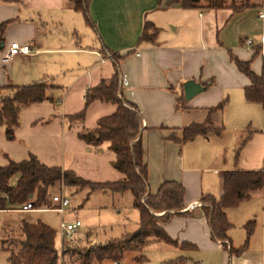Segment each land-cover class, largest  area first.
Wrapping results in <instances>:
<instances>
[{"label": "crops", "instance_id": "crops-1", "mask_svg": "<svg viewBox=\"0 0 264 264\" xmlns=\"http://www.w3.org/2000/svg\"><path fill=\"white\" fill-rule=\"evenodd\" d=\"M170 1L90 0L91 26L73 8L71 0H0V24H5L0 33V87L35 82L65 87L63 115H72L82 110L85 91L114 73L105 48L123 55L119 63L123 95L143 116L141 141L149 190L155 193L165 180L179 182L185 188V209H191L201 203L204 194L220 196L225 171L264 168V109L245 99L244 87L250 81L228 53L250 60L251 69L264 74V42L260 46L264 17H259L264 12V0H249L242 8L226 0L228 5L204 12L166 5ZM146 21L158 30L154 41H139ZM87 28L92 42L82 45V37L89 38ZM247 38L253 40L250 47L246 46ZM12 41L28 44L31 51L16 55L10 62L3 61L2 55ZM17 64L22 65V73H16ZM58 76L62 79L57 80ZM188 79L207 83L208 87L185 100L181 96L183 82ZM225 92L228 96L223 108L208 115V108L223 100ZM234 100L236 110L230 111ZM25 109V120L14 132L21 143L8 141L0 128V165H5L8 158L19 161L34 154L48 166L71 169L93 182L121 177L111 164L113 155L107 145L92 154V147L77 136L82 126L95 128L99 118L112 114L114 103L93 101L83 123L71 126L63 115L45 118L55 113L51 104L33 103ZM207 117L209 126H223L220 135L208 139L199 135L187 142L171 139L172 134L179 136L183 127L202 123ZM240 122L251 125L253 134L237 151L236 137L230 132L238 130ZM227 123L231 124L229 140L224 134ZM201 141H208L207 150ZM205 154L212 159L208 167L198 163L199 156ZM225 214L231 224L233 247L245 243L244 226L254 221L245 248L232 256L230 264H264V188L226 209ZM165 230L178 244L184 241L199 248L222 250L226 264L228 254L211 239L204 217L174 216Z\"/></svg>", "mask_w": 264, "mask_h": 264}, {"label": "trees", "instance_id": "trees-1", "mask_svg": "<svg viewBox=\"0 0 264 264\" xmlns=\"http://www.w3.org/2000/svg\"><path fill=\"white\" fill-rule=\"evenodd\" d=\"M90 0H71L75 10L80 11L85 21L92 26L88 4ZM249 0H244L236 8H242ZM177 4L184 8H220L228 5L226 0H171L166 5ZM165 5V6H166ZM4 23L0 24V33ZM153 29L152 34L147 30ZM157 28L151 22H145L139 41H154ZM230 60L237 69L250 81L244 87V97L248 102L258 103L264 109V74H256L250 66V60H241L228 50ZM104 54L110 56L114 65L111 77L101 79L98 84L88 88L84 94L82 110L72 115H63L69 125L75 122L83 123L88 106L95 100L112 102L115 111L97 120L95 128L84 126L77 132V136L88 147H96L106 143L112 153V166L121 173V177L114 181L93 182L78 176L73 170L60 166H48L41 162L34 154L27 158L14 161L7 159L5 165H0V210L20 209L27 202L36 208L48 204L50 189L56 184L73 187L77 190L86 189V201L89 195L96 191L110 193L128 192L132 195V206L140 213L138 228L110 240L104 244H94L88 248L79 249L77 254L68 248L58 250L55 246V230L43 222L28 223L23 221L15 235L14 247L10 249L8 260L11 264H62L61 257L70 253L67 258L72 264H105L119 261L124 252L140 251L148 240L161 241L174 247H195L189 242H178L165 230V225L174 216L204 217L209 227L210 237L219 242L228 254L227 264L233 255H238L246 246V241L253 231L254 221L245 224L246 241L242 246L233 247L229 236L231 224L225 210L238 206L251 196V193L264 188V168L257 170H227L222 178V192L218 198L204 194L200 198L201 204L191 209H185V188L179 182L163 181L155 193L149 190L147 165L143 159L141 132L143 116L137 106L128 101L123 95L122 73L120 60L123 55L111 52L105 48ZM257 54L255 51L254 55ZM253 55V56H254ZM201 83V82H200ZM208 87L207 83H201ZM52 87L42 82L32 84L9 83L0 87V128H3L8 139H14V132L20 125L21 111L33 103L52 100L47 90ZM183 97V95L181 96ZM184 99V98H183ZM226 99L216 106L208 108V115L223 108ZM210 118L202 123H192L183 127L180 135L170 137L176 142H187L196 136H207L210 133L220 135L223 126H209ZM16 178L13 182L12 179ZM5 238L6 240L8 239ZM4 241V240H3ZM74 253V254H73ZM75 255V256H73ZM143 256H137L142 260ZM184 259L169 261L163 264H183Z\"/></svg>", "mask_w": 264, "mask_h": 264}, {"label": "rangeland", "instance_id": "rangeland-1", "mask_svg": "<svg viewBox=\"0 0 264 264\" xmlns=\"http://www.w3.org/2000/svg\"><path fill=\"white\" fill-rule=\"evenodd\" d=\"M199 1L203 3V0ZM232 1H234L235 4H241L244 2V0ZM205 9L207 10L208 8H200L202 11ZM87 30L89 31L88 28ZM149 30L151 29H148L147 33L152 34L149 33ZM90 34L91 33L89 31V35H86V37L89 36L87 39L80 36L83 41L82 45H85V43L91 45L92 40L90 38L92 37ZM205 36H207L206 32ZM16 68V73H22V65L17 64ZM37 79L39 78L37 77ZM60 79H62V77L58 76L57 80ZM12 82L25 83L15 81ZM28 82L30 81H27L26 83ZM199 93H202V91ZM65 94V87H52L47 90V95L52 97V100H45L41 103L51 104L55 113L53 112L52 114L46 115L45 118L54 119L55 117H62L64 114L62 99ZM231 94L233 93L231 92ZM227 96L228 95L225 92L223 99L227 98ZM235 105L236 103L234 100L230 111L236 110ZM25 110L26 109L24 108L21 111L20 125L25 120ZM254 118H256V116H254L253 119ZM246 123L247 122H240L237 125L238 130H231V132L229 131L231 124H225L226 130L224 131V134H226L227 140L230 138L229 132L233 134V136L235 135V149H237V151H240L245 141L250 139L253 134V128H251V125L248 126ZM252 126H254V124ZM211 136L214 137L218 135L210 133L205 137L208 139ZM7 140L20 142V140L15 137L12 140ZM201 144L204 145L205 150L208 149V141H201ZM100 147L106 148V143L92 147V151L90 153L95 154V151L99 150ZM211 160L212 159L209 155L205 154L203 156H199L198 163L202 164L203 167H208ZM15 179L16 178L14 177L12 181L14 182ZM49 193V203L40 205L39 208H34L28 211H22L19 209L0 210V264H11L8 257L10 255V249L15 248L14 241L16 240V236L13 234L19 231V226L23 221L28 223H36L40 221L50 226L55 230L56 248L58 250L62 247L68 248L69 250H72V252H76V254L79 249L88 248L94 244H104L110 240L118 239L125 234L132 233L138 228L140 213L137 208L132 206V195L128 192L104 193L96 191L91 193L88 199L84 201L87 195L86 189L77 190L73 187H65L56 184L50 189ZM54 195L64 196L69 200V204L63 208L62 212L57 210H46L43 208L54 207L57 205L51 201V197ZM200 204L201 203L197 206ZM76 220H79L81 225L77 228L76 232L72 234V236H66L61 230V223H73ZM11 232L13 234L8 237L7 234H10ZM7 237L8 239L6 240L5 238ZM175 238H177V236ZM222 252V250H210L199 247L180 248L170 246L161 241L148 240L140 251H126L124 252L122 258L117 262L118 264H163L165 262L176 261L179 258H183V264H224V260H222L221 257ZM69 254L70 253L68 252L61 257L62 264H72L67 260ZM137 256H143L144 258L142 260H137ZM105 264H109V262H106Z\"/></svg>", "mask_w": 264, "mask_h": 264}, {"label": "built area", "instance_id": "built-area-1", "mask_svg": "<svg viewBox=\"0 0 264 264\" xmlns=\"http://www.w3.org/2000/svg\"><path fill=\"white\" fill-rule=\"evenodd\" d=\"M259 17L263 18L264 17V12L259 13ZM264 42V36L260 38V46L263 45ZM246 46L250 47L253 44L252 38H247L246 41ZM31 48L28 44L26 43H19L17 41H12L9 43L7 48L5 49L2 59L3 61H10L13 57L19 54H28L30 53ZM51 201L55 204H57L54 207H43L46 210H57L62 212L63 208L69 204V200L67 197L64 196H59V195H54L51 197ZM35 207L31 204V202H27L21 206L19 210L22 211H28L31 209H34ZM39 208V207H36ZM81 225L79 220H76L73 223H61V230L66 236H72L77 230V228ZM111 264H118V262H112Z\"/></svg>", "mask_w": 264, "mask_h": 264}, {"label": "water", "instance_id": "water-1", "mask_svg": "<svg viewBox=\"0 0 264 264\" xmlns=\"http://www.w3.org/2000/svg\"><path fill=\"white\" fill-rule=\"evenodd\" d=\"M203 90H205V86L193 79H188L183 82V96L185 100H190L193 96Z\"/></svg>", "mask_w": 264, "mask_h": 264}]
</instances>
